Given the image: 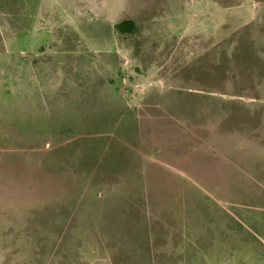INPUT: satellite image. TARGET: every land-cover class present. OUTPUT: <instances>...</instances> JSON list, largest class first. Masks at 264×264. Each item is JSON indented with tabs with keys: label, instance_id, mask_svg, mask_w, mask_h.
Listing matches in <instances>:
<instances>
[{
	"label": "rangeland",
	"instance_id": "rangeland-1",
	"mask_svg": "<svg viewBox=\"0 0 264 264\" xmlns=\"http://www.w3.org/2000/svg\"><path fill=\"white\" fill-rule=\"evenodd\" d=\"M47 1L0 3V264H264V0Z\"/></svg>",
	"mask_w": 264,
	"mask_h": 264
},
{
	"label": "trees",
	"instance_id": "trees-1",
	"mask_svg": "<svg viewBox=\"0 0 264 264\" xmlns=\"http://www.w3.org/2000/svg\"><path fill=\"white\" fill-rule=\"evenodd\" d=\"M116 28L121 33L131 32L135 29V22L132 20H123L116 24Z\"/></svg>",
	"mask_w": 264,
	"mask_h": 264
},
{
	"label": "crops",
	"instance_id": "crops-1",
	"mask_svg": "<svg viewBox=\"0 0 264 264\" xmlns=\"http://www.w3.org/2000/svg\"><path fill=\"white\" fill-rule=\"evenodd\" d=\"M46 1V0H45ZM50 0H48L47 2H49ZM5 0H0V3H4ZM51 2V1H50Z\"/></svg>",
	"mask_w": 264,
	"mask_h": 264
}]
</instances>
